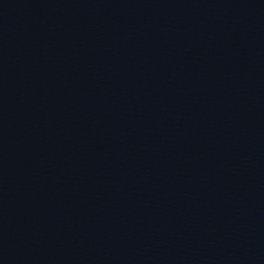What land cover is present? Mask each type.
I'll use <instances>...</instances> for the list:
<instances>
[{
	"label": "water",
	"instance_id": "1",
	"mask_svg": "<svg viewBox=\"0 0 264 264\" xmlns=\"http://www.w3.org/2000/svg\"><path fill=\"white\" fill-rule=\"evenodd\" d=\"M0 264H264V0H0Z\"/></svg>",
	"mask_w": 264,
	"mask_h": 264
}]
</instances>
